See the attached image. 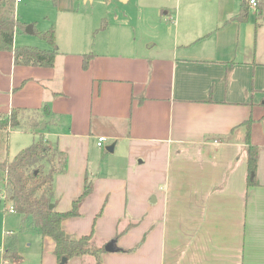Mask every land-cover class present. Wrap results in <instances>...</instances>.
<instances>
[{
  "label": "crops",
  "instance_id": "obj_1",
  "mask_svg": "<svg viewBox=\"0 0 264 264\" xmlns=\"http://www.w3.org/2000/svg\"><path fill=\"white\" fill-rule=\"evenodd\" d=\"M53 1L37 26L26 16L33 5L14 0L15 17L31 27L16 29L13 46L47 48L35 31L53 27L58 53L44 67L17 65L13 50H0V111L49 105L20 143L42 132L66 153L53 182L57 210L70 209L91 182L79 214L62 222L66 233L93 227L98 244L115 239L118 250H104L102 264H264V56L251 51L264 28L254 26L255 8L247 21L226 23L240 0H124L132 5L95 29L93 17L75 16L95 0ZM248 119L258 147L252 185ZM41 244L42 264H59L54 240Z\"/></svg>",
  "mask_w": 264,
  "mask_h": 264
},
{
  "label": "trees",
  "instance_id": "obj_2",
  "mask_svg": "<svg viewBox=\"0 0 264 264\" xmlns=\"http://www.w3.org/2000/svg\"><path fill=\"white\" fill-rule=\"evenodd\" d=\"M249 0H240L238 12L230 20L239 23L248 20ZM255 28H264V0H255ZM105 23V19L103 20ZM102 24V26L104 25ZM26 23L15 17L14 0H0V50H13L14 62L17 65H34L51 67L54 65L58 48L56 45L53 27L35 31V34L47 44V48L34 45L13 46V36L16 29H24ZM90 55L83 57V67L86 68ZM58 94V93H56ZM264 105V100L262 102ZM49 105L43 104L39 110L22 107H12L8 112L0 111V190L4 199L10 202V208L20 214L19 227L22 230L31 229L40 237L49 236L55 246L53 253L58 262L63 257L89 255L94 264H102L101 253L104 245L98 244L94 228L87 234L74 237L66 233L63 220L79 214V206L90 194L92 184L85 181L81 193L72 201L71 208L59 211L54 205V176L65 171L67 156L64 151L49 145L42 132L29 145L19 150L11 160L7 158L8 137L12 130L37 132L41 120L49 113ZM250 119L244 122L246 127L248 185L256 183V167L258 147L250 142ZM57 156L55 163L54 159ZM50 204H53L50 207ZM124 229L118 230L115 238L119 237ZM4 237L7 248L0 254V258L8 262L9 259L20 258L15 243L16 234L5 231ZM115 240V239H114Z\"/></svg>",
  "mask_w": 264,
  "mask_h": 264
},
{
  "label": "rangeland",
  "instance_id": "obj_3",
  "mask_svg": "<svg viewBox=\"0 0 264 264\" xmlns=\"http://www.w3.org/2000/svg\"><path fill=\"white\" fill-rule=\"evenodd\" d=\"M130 1L129 3H126L124 0H95L93 5H91V3L86 5V7L81 5L79 14L75 16L87 20L93 17V19L96 21L94 28L97 29L96 27H100L101 29L104 19L107 21V23H110V21L112 22V18H114L116 14L120 15L123 10H126L132 5V2ZM227 1L228 0H220L221 3H225ZM216 2L217 0H212V3ZM54 3L55 1L53 0H23L21 3V8H24L25 5H33L32 9H29V11L27 10L26 16L27 18H35L37 21V26H41L45 23L44 18H41V16H43L45 12H52L54 9ZM36 8L40 10L38 13L36 12ZM251 8H249V13L250 11L254 10ZM98 13L100 16H98ZM28 24L31 23H27V25ZM111 30H113L116 35H119L123 38L126 36L125 30L123 28L117 27L116 25H111ZM20 33L21 35H27L24 34L23 30H21ZM28 35L31 37V39L37 41L33 35ZM83 35L85 39L86 37L88 38V33L86 34V31ZM89 40H91V37L87 39V41ZM253 50H255V55H258L260 58L264 56V30L262 28L253 33L251 51L253 52ZM20 131L22 132H19V129H16V131L10 132L9 134V147L7 154V158L9 160H11L19 150L29 145L31 141L24 145H21V143L29 140L31 133L35 134L33 131ZM104 145L105 144H103V148L107 149L108 147H104ZM103 151H105V149H103ZM57 159L58 158L56 156L54 159L55 163H57ZM1 193H3L2 190H0V194ZM19 223L20 214L11 210L10 202L5 200L4 196L0 198V254L5 250V248H7L4 233L5 231L11 230L16 234L15 247L18 254L20 255V258L7 260L8 264H42L43 247L41 244L40 235L31 229H20ZM5 261V259L0 258V264H4Z\"/></svg>",
  "mask_w": 264,
  "mask_h": 264
},
{
  "label": "water",
  "instance_id": "obj_4",
  "mask_svg": "<svg viewBox=\"0 0 264 264\" xmlns=\"http://www.w3.org/2000/svg\"><path fill=\"white\" fill-rule=\"evenodd\" d=\"M30 27H31V25L29 24V25L26 26L25 29H26V30H29ZM31 31H32V30H31ZM52 206H53V204H50V207H52ZM104 250H105V251H109V252L117 251L118 248L115 246V240H114V239H111V240H109L107 243H105V245H104ZM66 261H67V258H66V257H63V258L61 259V261L59 262V264H65Z\"/></svg>",
  "mask_w": 264,
  "mask_h": 264
},
{
  "label": "built area",
  "instance_id": "obj_5",
  "mask_svg": "<svg viewBox=\"0 0 264 264\" xmlns=\"http://www.w3.org/2000/svg\"><path fill=\"white\" fill-rule=\"evenodd\" d=\"M16 1H20V0H16ZM249 5L252 6L253 8H255L256 6V1L255 0H249ZM105 141V137L104 136H100L98 137V140H97V145L98 146H101L103 145V142ZM4 196L3 193L0 194V198H2ZM2 263V262H1ZM3 264V263H2Z\"/></svg>",
  "mask_w": 264,
  "mask_h": 264
}]
</instances>
